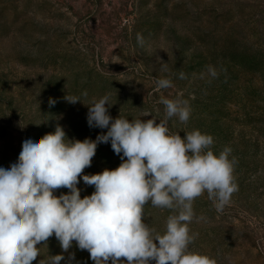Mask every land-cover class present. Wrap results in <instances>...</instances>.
Instances as JSON below:
<instances>
[{
	"label": "rangeland",
	"instance_id": "1",
	"mask_svg": "<svg viewBox=\"0 0 264 264\" xmlns=\"http://www.w3.org/2000/svg\"><path fill=\"white\" fill-rule=\"evenodd\" d=\"M209 65L218 71L211 82ZM162 77L174 87L157 91ZM105 94L113 119L159 122L161 95L190 100L188 124L173 118L170 130L211 134L216 154L229 146L238 160V191L222 213L206 194L196 199L203 219L190 225L198 233L190 248L217 264H264V0H0V167L17 162L24 140L57 124L69 139L106 133L88 126L85 105ZM120 163L110 142L101 143L83 174ZM77 187L81 198L95 191L82 179ZM145 213L163 232L169 212L148 205ZM47 254L63 255L60 264H94L75 242L63 252L54 235L41 248Z\"/></svg>",
	"mask_w": 264,
	"mask_h": 264
},
{
	"label": "clouds",
	"instance_id": "2",
	"mask_svg": "<svg viewBox=\"0 0 264 264\" xmlns=\"http://www.w3.org/2000/svg\"><path fill=\"white\" fill-rule=\"evenodd\" d=\"M136 39L143 45L141 34ZM207 75L211 82L218 71L209 65ZM179 78L187 77L180 72ZM155 87L161 91L174 84L162 77ZM65 99L82 102L75 96ZM110 101L105 94L85 104L88 126L107 129L95 140L69 139L57 124L38 141L24 140L17 162L0 167V264H33L37 257H43L38 264H60L63 255L41 256L53 235L63 252L75 242L94 264H217L215 258L191 250L198 233L190 225L203 219L194 210L197 198L206 194L222 213L238 191L232 148L224 146L216 154L211 134L193 129L181 136L170 130L173 118L183 125L190 120L191 103L183 96H160L164 116L159 122L151 113H143L152 117L147 120L113 119ZM109 142L120 156L119 166L84 175L97 146ZM80 179L94 186L91 195L81 198ZM61 188L68 193L55 195ZM148 205L169 212L163 232L146 222Z\"/></svg>",
	"mask_w": 264,
	"mask_h": 264
}]
</instances>
